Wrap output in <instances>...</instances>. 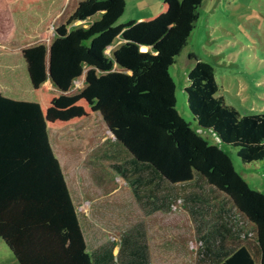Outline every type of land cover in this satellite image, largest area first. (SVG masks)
<instances>
[{
  "label": "trees",
  "instance_id": "16d2710c",
  "mask_svg": "<svg viewBox=\"0 0 264 264\" xmlns=\"http://www.w3.org/2000/svg\"><path fill=\"white\" fill-rule=\"evenodd\" d=\"M4 1L13 21L7 40L20 48L0 53V239L18 263L95 264L51 132L99 113L139 161H129L139 167L134 176L115 166L139 202H150L152 212L163 205L169 211L182 194L197 216L208 198L170 188L205 181L255 226L234 230L256 240L261 254L257 263L248 246L221 244L216 264H264V193L251 188L225 150L193 129L176 105L170 68L188 46L203 0H161L155 14L120 25L126 0H80L52 39L42 42L66 0ZM119 38L122 44L108 56ZM189 56L195 63L185 90L200 129L238 147L245 162L264 160V114L242 116L226 106L216 95L212 62ZM81 79L83 88L77 86ZM142 168L150 169L149 177ZM124 236L122 251L149 264L147 244Z\"/></svg>",
  "mask_w": 264,
  "mask_h": 264
},
{
  "label": "rangeland",
  "instance_id": "374dc122",
  "mask_svg": "<svg viewBox=\"0 0 264 264\" xmlns=\"http://www.w3.org/2000/svg\"><path fill=\"white\" fill-rule=\"evenodd\" d=\"M76 2L66 0L63 11L41 35L39 42L52 39L55 28L68 18L67 14L73 11ZM126 2V12L119 18L118 25L127 23L140 13L148 16L155 14L161 0ZM199 13L188 46L170 68L176 85L178 113L210 144L225 150L251 188L264 193V160L245 162L238 154V147L225 144L210 130L200 129L198 120L191 113L185 90L195 63L194 59H189L191 52L202 60L212 62L218 86L216 95L223 98L226 106L234 107L242 116L264 114V0H203ZM12 26L5 1L0 0V53L20 48L7 40ZM117 43L118 40L115 45ZM110 50L107 49L108 56L111 55ZM77 86L84 87L82 79L77 81ZM51 139L77 201L81 219L87 215L100 233L97 246L117 247L118 253L121 239L130 235L147 244L149 264H216L218 259L215 254L221 251V244L230 250L244 245L249 247L259 263L261 254L256 240L239 238L237 230H234L239 224L244 230L252 232L255 226L239 214L232 201L213 191L205 181L196 186L189 184L176 190L170 188L173 193L194 191L198 195L202 193L203 200L208 198V202L200 208L203 212L197 216L188 210L186 205H190L191 201L182 194L177 195L173 204L170 202L172 208L169 211L163 205L161 210L152 212L153 206L145 197L144 203L139 202L129 178L115 168L123 166L131 176L139 167L129 161L137 164L139 161L113 138L97 113L81 125L52 131ZM141 170L146 177L151 174L150 169ZM220 205L231 210L218 216L223 214L218 212ZM148 211L152 214L147 215ZM214 223L220 224L215 227L212 226ZM0 264H19L2 239Z\"/></svg>",
  "mask_w": 264,
  "mask_h": 264
},
{
  "label": "crops",
  "instance_id": "0c3cea01",
  "mask_svg": "<svg viewBox=\"0 0 264 264\" xmlns=\"http://www.w3.org/2000/svg\"><path fill=\"white\" fill-rule=\"evenodd\" d=\"M68 1H70V0H68ZM79 1L80 0H77V2L73 5V8L74 9H75V7H76V5L78 4ZM69 6H70V4H69ZM126 8H127V2H126ZM74 9H73V11H74ZM71 12L69 13V15L71 14ZM125 12H126V10H125ZM69 15L67 14V16H69ZM146 16H148V15H142L140 13L135 18H132L131 17L127 22H129L131 20L132 21H138L139 22V21H141ZM122 42H123V40L121 38H119L118 39V43L116 45L114 44V45H112V46L109 47L111 49L110 51H113L114 49H116L119 45L122 44ZM190 54H191V52H189V55ZM189 59H191L190 56H189ZM48 87H50V86L48 85ZM97 114L99 115V119H100L101 123H103L104 124V127L106 128V123H105L103 117L99 113H97ZM83 123H81V124H83ZM108 132L111 134V132L109 130H108ZM70 189H71V187H70ZM71 194H72V192H71ZM72 196H73V194H72ZM73 198H74V196H73ZM74 201L76 203L75 206H76V209H77L78 205H77V201L75 200V198H74ZM224 206L223 205H220V209H218V212L219 213L222 212L223 214L220 213V214H218V216L224 215V214H228L229 211L231 210V209L230 210L226 209ZM77 212H78V217L80 219V225H81V227L83 229V232H84V235H85V242H86L88 251H90L92 253V256L94 257L95 264H119L118 261L121 262L122 264H142L141 262H134V260H133V258H134V252L131 251V250L122 251V249L120 247V249H118L119 251L117 253V250H116L117 247H115L114 249H112V248L109 249L108 247H106L104 245L97 246L98 238H100V233H99L98 229H96L95 226L90 223L91 222V219L88 218L87 215L85 216L86 218L84 217L83 219H81L80 213H79L78 209H77ZM227 220H230V219H227ZM84 222H88V223H84ZM219 224L220 223H216V224L214 223V225H212V226L217 227V226H219ZM87 226H89V228H87ZM212 230H213V228H212ZM131 244H133V243H131ZM217 255H218V252L215 254V256H217Z\"/></svg>",
  "mask_w": 264,
  "mask_h": 264
},
{
  "label": "water",
  "instance_id": "95a60500",
  "mask_svg": "<svg viewBox=\"0 0 264 264\" xmlns=\"http://www.w3.org/2000/svg\"><path fill=\"white\" fill-rule=\"evenodd\" d=\"M107 125V124H106ZM106 128L108 129V127L106 126ZM109 130V129H108ZM112 134V133H111ZM113 136V135H112ZM114 137V136H113ZM115 138V137H114ZM115 140H116V138H115Z\"/></svg>",
  "mask_w": 264,
  "mask_h": 264
}]
</instances>
